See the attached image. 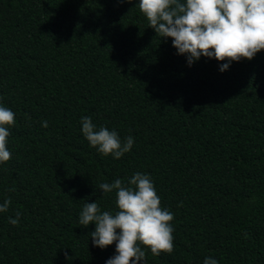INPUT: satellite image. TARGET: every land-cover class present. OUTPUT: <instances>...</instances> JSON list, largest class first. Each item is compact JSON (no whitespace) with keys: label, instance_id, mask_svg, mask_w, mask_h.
Segmentation results:
<instances>
[{"label":"trees","instance_id":"trees-1","mask_svg":"<svg viewBox=\"0 0 264 264\" xmlns=\"http://www.w3.org/2000/svg\"><path fill=\"white\" fill-rule=\"evenodd\" d=\"M138 3L0 0V104L15 113L0 264H106L115 243L93 246L80 212L96 201L115 214L116 192L100 184L137 172L174 215V251L141 246L144 264H264V50L223 72L214 58L189 66ZM84 116L132 136V149L101 154Z\"/></svg>","mask_w":264,"mask_h":264},{"label":"clouds","instance_id":"clouds-1","mask_svg":"<svg viewBox=\"0 0 264 264\" xmlns=\"http://www.w3.org/2000/svg\"><path fill=\"white\" fill-rule=\"evenodd\" d=\"M131 3V0H118ZM140 12L149 27L160 38H171L178 55H186L189 66L201 57L227 61L220 71L227 70L232 62L251 60L264 50V0H139ZM15 125V113L0 104V164L11 159L7 148L9 128ZM82 133L92 147L104 156L120 159L134 144L128 136L121 140L116 131L99 127L91 117L81 118ZM48 127V122H42ZM103 193L116 192L115 214L101 212L98 203H85L79 216L83 226L95 224L90 232L93 246L101 249L115 243L116 254L106 264H141L145 262L144 246L155 256L174 251L173 213L161 207L154 184L147 174L135 173L128 185L120 179L102 183ZM11 201L0 204V213L9 209ZM21 213L9 217L13 226L19 224ZM119 230V232H117ZM66 259H71L65 252ZM203 264H218L206 257Z\"/></svg>","mask_w":264,"mask_h":264}]
</instances>
